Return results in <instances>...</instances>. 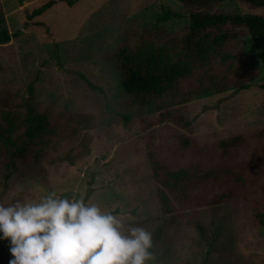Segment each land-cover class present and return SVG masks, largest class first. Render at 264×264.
<instances>
[{
    "label": "rangeland",
    "instance_id": "obj_1",
    "mask_svg": "<svg viewBox=\"0 0 264 264\" xmlns=\"http://www.w3.org/2000/svg\"><path fill=\"white\" fill-rule=\"evenodd\" d=\"M51 6L30 19L46 3ZM193 7L180 0H0V26L14 34L0 44V97L28 95L39 103L68 112H89L96 117L91 131V153L74 164L47 163V179L34 166L21 165L6 183L0 170V203L39 201L55 192L58 197L83 198L126 224L155 230L163 215L158 188L152 178L141 130V118L150 106H138L122 86L111 55L121 44L135 43L150 31L167 29L180 35L190 24ZM213 10L254 13L241 0H217ZM243 45L256 58L259 74L250 88L230 89L196 97L189 104L194 134L202 145L236 134L247 145L221 162L264 160V36L247 34ZM176 135L165 134L167 149ZM200 161H212L210 148ZM175 167L196 156L179 151ZM89 188L93 193L85 196ZM207 238L185 222L176 229L167 251L158 248L149 264H264V229L255 225L248 204L233 200L199 213ZM2 236V233H0ZM9 251V241L0 239Z\"/></svg>",
    "mask_w": 264,
    "mask_h": 264
},
{
    "label": "trees",
    "instance_id": "obj_2",
    "mask_svg": "<svg viewBox=\"0 0 264 264\" xmlns=\"http://www.w3.org/2000/svg\"><path fill=\"white\" fill-rule=\"evenodd\" d=\"M180 1L193 7L190 24L181 35L164 28L150 31L135 43L121 44L110 58L134 103L151 107V113L141 118V130L163 211L152 231L153 252L158 248L167 251L183 222L207 238L199 213L233 200L245 201L255 225L264 229V160L221 162L247 145V135L202 145L194 134L195 119L188 107L196 97L250 88L259 70L256 58L246 52L243 38L247 34L264 36V16L213 10L217 0ZM241 1L252 9L264 7V0ZM50 6V2L44 4L29 18ZM13 36L5 25L0 26V44L9 43ZM30 91L28 95L0 97V170H4L6 183L21 165L34 166L46 180L47 163L65 160L74 164L91 153L96 117L39 103L32 87ZM167 133L176 137L166 149ZM258 135L264 136V129ZM210 148L219 156L215 153L212 161L203 164L200 159L209 155ZM179 151L192 152L196 160L176 168L172 157ZM92 193L89 188L86 200ZM12 258L0 243V264H9Z\"/></svg>",
    "mask_w": 264,
    "mask_h": 264
},
{
    "label": "clouds",
    "instance_id": "obj_3",
    "mask_svg": "<svg viewBox=\"0 0 264 264\" xmlns=\"http://www.w3.org/2000/svg\"><path fill=\"white\" fill-rule=\"evenodd\" d=\"M0 239L9 264H149L153 232L126 224L83 198L58 197L0 203Z\"/></svg>",
    "mask_w": 264,
    "mask_h": 264
}]
</instances>
